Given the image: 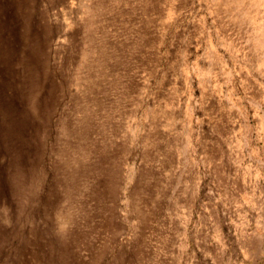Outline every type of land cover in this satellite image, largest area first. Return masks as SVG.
Listing matches in <instances>:
<instances>
[{
    "label": "rangeland",
    "instance_id": "rangeland-1",
    "mask_svg": "<svg viewBox=\"0 0 264 264\" xmlns=\"http://www.w3.org/2000/svg\"><path fill=\"white\" fill-rule=\"evenodd\" d=\"M0 264H264V0H0Z\"/></svg>",
    "mask_w": 264,
    "mask_h": 264
}]
</instances>
